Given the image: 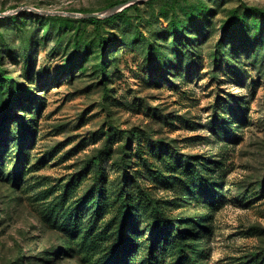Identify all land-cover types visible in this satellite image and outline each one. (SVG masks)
<instances>
[{"label": "rangeland", "instance_id": "374dc122", "mask_svg": "<svg viewBox=\"0 0 264 264\" xmlns=\"http://www.w3.org/2000/svg\"><path fill=\"white\" fill-rule=\"evenodd\" d=\"M0 264H264V0H0Z\"/></svg>", "mask_w": 264, "mask_h": 264}, {"label": "water", "instance_id": "95a60500", "mask_svg": "<svg viewBox=\"0 0 264 264\" xmlns=\"http://www.w3.org/2000/svg\"><path fill=\"white\" fill-rule=\"evenodd\" d=\"M123 3H121V4H119V5H116V6H114V7H112L111 9H110V12L111 13H113V12H115L116 11V9L119 7V6H121ZM100 14L99 13H87V14H85V15H83L84 17H96V16H99ZM102 16H105V14H102Z\"/></svg>", "mask_w": 264, "mask_h": 264}, {"label": "trees", "instance_id": "16d2710c", "mask_svg": "<svg viewBox=\"0 0 264 264\" xmlns=\"http://www.w3.org/2000/svg\"><path fill=\"white\" fill-rule=\"evenodd\" d=\"M123 3H125V2H123ZM117 4H121V3H117ZM91 20L93 21V22H98V18H95V17H91Z\"/></svg>", "mask_w": 264, "mask_h": 264}]
</instances>
